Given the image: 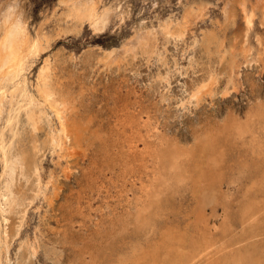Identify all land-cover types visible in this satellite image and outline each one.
I'll return each mask as SVG.
<instances>
[{
  "label": "rangeland",
  "instance_id": "1",
  "mask_svg": "<svg viewBox=\"0 0 264 264\" xmlns=\"http://www.w3.org/2000/svg\"><path fill=\"white\" fill-rule=\"evenodd\" d=\"M64 1L0 0V26L6 9L15 5L28 29L40 30L51 38V45L30 71L31 79L37 77L41 66L49 59L57 80H62V85L74 98L76 110L68 114L69 117L78 115L83 121H92L86 139L66 151L68 154L74 150L75 155L60 156L57 151H48L39 156L40 176L48 188L45 195L41 193L31 202L23 222L18 211L7 214V218H11L7 219L10 220L7 221L10 261L3 264H83V261L104 264L105 256L111 251V241L120 239L123 233L128 240L139 236L133 221L141 207L136 200L140 189H120L115 185L122 179L120 155L109 144L118 139L114 124L122 104L128 102L139 111H145L162 133L184 143L190 140L189 146L194 145V136L205 128L223 123L233 114L246 119L249 112L264 104V24L258 12L254 30L246 45L238 47L236 67L231 70L228 63L208 64L201 48L194 45L193 38L200 36L203 29L216 25L227 35L229 44L237 26L227 23L225 15L228 10L224 7L237 10V3L233 0H95L102 7L119 6L106 29L97 32L88 22L79 25L67 21ZM199 6L204 10L193 14L192 7ZM184 17L189 20L184 41L166 43L163 35L159 36V50L163 51L167 46L170 64L176 57L180 66V70L172 68L168 82L162 77L169 70L160 66L158 60L149 61L142 54L136 58L129 55L127 61L119 63L104 60L106 53L114 49L116 55H120L122 47L136 34L140 24L158 27L168 18L178 20ZM196 58L205 61V65L193 69L191 62ZM211 68L218 73L217 82L199 102L191 101L194 89L204 79H209ZM47 133L48 127L45 126L39 135L44 139ZM102 136L107 138V146H104ZM237 150L238 160H251L250 154L241 157L246 151ZM115 166L117 170L113 172L111 168ZM238 175V184L225 182L221 189L172 192L163 202L165 211L158 218L156 234L145 233L141 239L150 241V244L161 241L172 226L174 232L181 230L201 240L204 236L196 234L199 228L193 227V222L194 210L201 202L199 196L203 195L202 198L209 202L204 210L210 220L211 229L206 230L205 235L210 246L208 254L204 253L196 264H233L230 255L239 244L243 243L245 249L251 243L253 248V242L260 244L262 239L258 232L264 228V189L251 187L254 180L248 172ZM20 182L31 194L28 189L31 183ZM2 184L0 179V189ZM129 198L131 202H127ZM258 206L261 210L256 215ZM124 218L131 221L126 229L128 232L123 231ZM28 241L37 245L36 254L28 253Z\"/></svg>",
  "mask_w": 264,
  "mask_h": 264
},
{
  "label": "bare ground",
  "instance_id": "2",
  "mask_svg": "<svg viewBox=\"0 0 264 264\" xmlns=\"http://www.w3.org/2000/svg\"><path fill=\"white\" fill-rule=\"evenodd\" d=\"M233 1L237 3V10L228 9L226 6L224 8H227L228 12L223 9L227 12V15L224 14L227 23L237 26L236 33L232 40H229V44L227 35L216 25L203 29L200 36L193 38L194 45L201 48L208 64L228 63L231 70L235 66L238 47L246 45L250 33L254 30L258 13L261 14L264 24V0ZM64 2L67 21L79 25L88 22L96 32L104 31L119 9V6L102 7L99 1L95 0H65ZM192 8L193 14L204 10V7ZM4 17L0 26V179L3 181L0 189V264L10 261V239L7 232V221H10L7 219L10 217L7 218V214L18 211L21 213L23 222L31 202L39 194L45 195L48 188V184L42 183L40 176L39 156L45 155L48 151H57L60 156L75 155L74 150H70L68 154L66 151L86 139L92 124L91 120L83 121L78 118V115L69 117L68 114L76 110L74 98L71 96V91L62 85V80H57L49 59L43 65L41 64L34 80L30 77L33 65L51 45V38L40 30L28 29L15 5L6 9ZM188 22L187 17H184L178 20L168 18L158 27L144 26L139 23V29L122 47L120 55H116L117 50L114 49L106 53L104 60L119 63L127 61L129 55L136 58L138 54H142L149 61L158 60L160 66L169 70L162 77L164 82H168L172 68L180 70V66L176 57L172 60L174 66L170 64L167 46L163 51L159 50V36L163 35L166 43L184 41L187 36ZM204 62L196 58L192 60L191 66L197 69L204 66ZM217 75L215 69L211 68L208 72L209 79H204L194 89L191 101L199 102L203 94L209 93L210 87L217 80ZM144 113L146 112L128 105V102L122 104L114 124L118 139L109 143L114 147L115 153L120 155L119 172L122 179H119L120 182L115 185H118L120 189H140L136 200L141 207L137 210L138 214L133 221L139 236L128 240L123 233L120 239L111 241L109 244L111 251L105 256L103 263L196 264L197 259L207 253L210 246L207 243L209 239L205 235L206 230H210L211 226L204 210L209 202L206 198H202L203 195L199 196L201 202L196 205L197 208L194 210L196 217L193 222V227L199 228L196 234L204 236L201 240L200 237L199 239L191 237L180 232L181 230H175L176 233L172 231V226L163 234L161 241L156 240L152 244L148 240H142V235L156 234L158 218L163 216L165 211L163 209L165 197L172 192L176 193L179 189H221L225 182L229 185L238 184V174L245 172L251 174L254 180L251 184L252 188L264 189V104H260L256 110L249 112L246 119L233 114L223 123L205 128L194 136L192 146H189L190 140L184 143L162 133L160 127L153 124L152 116L147 113L146 116ZM45 126L48 127V133L43 139L39 132ZM98 138L100 139L101 135ZM102 139L104 146H107V138L102 136ZM237 149H240L239 152L246 151L241 157H247L250 154L251 160L248 159L246 162L238 160ZM253 165L255 168H252ZM111 169L115 172L117 166ZM20 181H25L26 185L31 183L28 186V189L32 191L31 194L23 188V185H20ZM128 185L129 188H126ZM101 187L104 188V186ZM131 201L129 198L127 202ZM260 210V206L256 211L254 210L256 215L260 213ZM123 221V231H125L131 221L125 218ZM258 235L262 241L260 244L253 242V248L252 243L247 249L242 242L239 244L235 252L230 255L233 264H264V228L258 232ZM26 244L28 253H37V245L30 241ZM235 244L236 242L233 245ZM83 264H96V262L83 261Z\"/></svg>",
  "mask_w": 264,
  "mask_h": 264
}]
</instances>
